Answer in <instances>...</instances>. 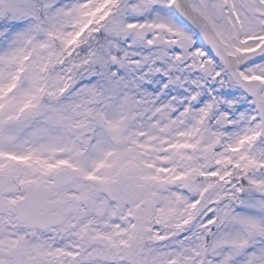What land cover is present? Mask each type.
Listing matches in <instances>:
<instances>
[{"label": "snow or ice", "instance_id": "6c2138e0", "mask_svg": "<svg viewBox=\"0 0 264 264\" xmlns=\"http://www.w3.org/2000/svg\"><path fill=\"white\" fill-rule=\"evenodd\" d=\"M0 264H264V0H0Z\"/></svg>", "mask_w": 264, "mask_h": 264}]
</instances>
